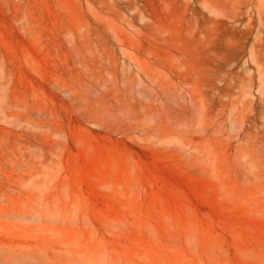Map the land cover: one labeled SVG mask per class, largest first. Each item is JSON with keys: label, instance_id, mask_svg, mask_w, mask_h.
Wrapping results in <instances>:
<instances>
[{"label": "rangeland", "instance_id": "1", "mask_svg": "<svg viewBox=\"0 0 264 264\" xmlns=\"http://www.w3.org/2000/svg\"><path fill=\"white\" fill-rule=\"evenodd\" d=\"M0 264H264V0H0Z\"/></svg>", "mask_w": 264, "mask_h": 264}, {"label": "bare ground", "instance_id": "2", "mask_svg": "<svg viewBox=\"0 0 264 264\" xmlns=\"http://www.w3.org/2000/svg\"><path fill=\"white\" fill-rule=\"evenodd\" d=\"M197 9V8H196ZM194 10V9H193ZM192 12V11H191ZM196 13V12H195ZM250 15V14H249ZM191 19V18H190ZM212 21H216L215 18H212ZM225 33V32H224Z\"/></svg>", "mask_w": 264, "mask_h": 264}]
</instances>
